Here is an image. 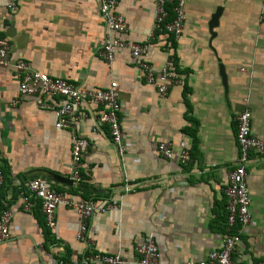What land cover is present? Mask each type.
<instances>
[{"label":"crops","instance_id":"0c3cea01","mask_svg":"<svg viewBox=\"0 0 264 264\" xmlns=\"http://www.w3.org/2000/svg\"><path fill=\"white\" fill-rule=\"evenodd\" d=\"M8 2L0 0V37L10 44L9 61L0 65V206L12 219L10 238L0 242V264H78L91 253L131 261L138 257L136 244L147 238L154 239L163 264L198 262L221 248L239 112L250 110L252 131L264 144V0H186L178 37L150 35L154 0H117L115 10L126 23L120 37L147 42L141 59L157 72L167 65L178 74L180 82L165 95L158 80L146 82L128 48L118 49L111 62L100 57L105 25L99 0H19L14 10ZM19 60L86 88L116 82L123 154L108 125L98 121L103 105L82 101L79 119L57 128L53 107L64 100L20 94ZM74 135L89 143L80 181L71 178ZM161 142L171 144L173 158L160 155ZM181 152L189 154L188 162L179 161ZM246 169L251 220L231 259L264 264V151H251ZM34 177L74 201L118 208L95 213L80 238L76 209L59 203L55 226L48 228L39 201L30 210L22 206L25 183Z\"/></svg>","mask_w":264,"mask_h":264},{"label":"built area","instance_id":"2783aa9c","mask_svg":"<svg viewBox=\"0 0 264 264\" xmlns=\"http://www.w3.org/2000/svg\"><path fill=\"white\" fill-rule=\"evenodd\" d=\"M19 0H9L8 8L14 10ZM186 0H154V14L151 36L156 32L172 33L178 37L183 29L185 19L184 5ZM117 0H99V14L105 25L104 41L99 49L100 57L111 62L118 49L128 48L132 59L143 71L147 83H154L158 80L157 90L165 95L172 83H179L178 74L164 66L158 72L153 66L141 59L148 50L147 42H135L122 39L120 34L126 31L125 19L115 9ZM170 5V6H169ZM170 7V8H168ZM173 16L170 17V12ZM10 44L0 37V65L9 61ZM14 68L22 73L19 83V92L23 95H50L62 98L64 101L53 107L55 126L57 128L69 127L79 119L78 106L82 101L103 105V110L98 116V121L109 127V134L112 142L117 146L119 155L124 152L122 145L123 132L119 122L120 102L116 82H111L107 88L91 89L86 88L74 81L62 77L33 70L28 63L22 60L14 63ZM48 106L49 105H45ZM235 138L238 145V158L234 168L228 173L227 184L224 188L226 200V223L228 229L237 227L233 233L225 234L222 239V246L219 249L210 251L205 260L198 262H187L184 264H243L234 262L231 259V252L241 235L242 229L250 220L249 210L250 198L246 184L247 169L251 151H264V144L256 137L251 128V113L248 108L239 112L236 116ZM88 140L82 136L74 135L71 147V178L74 181L81 180L82 151L88 146ZM160 155L166 159L173 158V149L170 143L161 142L157 146ZM181 163L190 160L187 152L178 155ZM4 177L0 170V188ZM124 191L129 190L127 178L124 180ZM22 206L24 210H30L36 201L40 203V209L48 228H53L56 223V210L59 203H66L73 206L79 217L80 224L77 237H82L87 229L89 219L97 212L106 209H116L117 204L98 206L95 201L72 200L53 189L42 177H34L25 183V191L22 195ZM11 211L4 209L0 213V242L10 238ZM138 257L135 260H127L119 254H98L86 255L78 264H163L160 261L159 249L153 238H147L135 246ZM76 263V262H75Z\"/></svg>","mask_w":264,"mask_h":264},{"label":"water","instance_id":"95a60500","mask_svg":"<svg viewBox=\"0 0 264 264\" xmlns=\"http://www.w3.org/2000/svg\"><path fill=\"white\" fill-rule=\"evenodd\" d=\"M219 12H220L219 10H216V12L213 13L211 16V21L209 22V29L211 31H212V28L216 25ZM218 67H219V74H220L221 79H222V84H223L224 88H226L227 83H226V74L224 72V66H223V64L219 63Z\"/></svg>","mask_w":264,"mask_h":264},{"label":"trees","instance_id":"16d2710c","mask_svg":"<svg viewBox=\"0 0 264 264\" xmlns=\"http://www.w3.org/2000/svg\"><path fill=\"white\" fill-rule=\"evenodd\" d=\"M170 6V5H169ZM169 8V7H168ZM169 12H170V17L173 15V13L171 12V10H169ZM2 172V171H1ZM3 174V173H2ZM2 186H3V184H2ZM2 186H1V188H2ZM1 188H0V190H1ZM225 204H226V200H225ZM226 206V205H225ZM4 209H6V208H1V206H0V213L4 210ZM226 216H227V212H226ZM225 227V226H224ZM236 228L237 227H232V228H230V229H226V234H229V233H233L235 230H236Z\"/></svg>","mask_w":264,"mask_h":264}]
</instances>
